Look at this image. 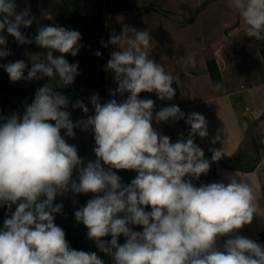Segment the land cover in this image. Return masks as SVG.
<instances>
[{"label": "clouds", "instance_id": "1", "mask_svg": "<svg viewBox=\"0 0 264 264\" xmlns=\"http://www.w3.org/2000/svg\"><path fill=\"white\" fill-rule=\"evenodd\" d=\"M17 7L16 0H0V58L11 54L5 30L20 45L33 43L21 29L29 28L34 17ZM230 7L241 16L246 35L264 41V0H230ZM43 16L53 19L48 11ZM81 39L76 30L41 26L34 42L45 51L29 54L27 75L23 60L0 65L12 82L58 77L55 85L36 89L22 117L0 116V207L7 209L0 228V264H105L96 252L71 248L65 231L54 223L64 207L54 201L69 192L93 194L74 217L113 264H264V244L233 235L260 213L253 187L233 174L227 175V183H193L224 156L221 149H209L210 161L195 143V136L209 135L205 116L192 112L185 119L174 104L154 115L155 102L139 98L143 92H155L160 100L175 96L172 76L149 58L148 31L125 26L110 35L114 50L105 71L113 73L118 85L111 95H129L101 103L93 94L94 115H87L89 108L77 99L72 109H81L87 118L73 122L70 101L56 88L70 86L79 75L78 62L70 64L65 55L75 57ZM187 66H194L192 58ZM181 119L190 130L187 139L181 134L175 143L153 127V120ZM77 128L92 131L94 161L85 162L67 142L65 137L74 138ZM219 139L217 134L212 143ZM113 169L137 175L124 184ZM74 171L78 181L72 178ZM225 236L229 238L221 249L217 241Z\"/></svg>", "mask_w": 264, "mask_h": 264}, {"label": "crops", "instance_id": "2", "mask_svg": "<svg viewBox=\"0 0 264 264\" xmlns=\"http://www.w3.org/2000/svg\"><path fill=\"white\" fill-rule=\"evenodd\" d=\"M205 1L198 0L195 4L199 6ZM160 2H152L159 8V16L153 20L154 23H145V27L136 29L149 32L152 38L149 58L163 65L165 72L172 76L173 83H176L173 86L175 96L171 100H160L155 92H143L139 98L155 102L154 115L161 107L173 104L186 114L185 119L192 112L204 115L209 135L205 138L197 135L194 138L204 154L213 148L221 149L227 155L235 154L240 148L246 147L250 127H258L261 159L256 168L251 171L226 168L213 180L227 183V175L233 174L253 187L260 213L254 215L251 224L233 234L250 238L264 231V41L246 35L244 22L239 13L230 7V0L207 3L192 20L190 17L188 20L187 14L180 7L177 8V4L167 9ZM143 6L146 4L131 5L132 8ZM115 24L114 19L109 23L112 34ZM107 47L110 59L114 46L108 41ZM189 58L194 60V66L186 67ZM210 59H215L220 70L219 80H214L210 74ZM107 85L108 101L115 98L120 102L129 95H111L118 85L109 71ZM185 119L159 124L153 120V127L175 143L181 134L184 139L188 137L190 126L185 123ZM217 134L219 141L212 143ZM228 238H219L218 247L222 249Z\"/></svg>", "mask_w": 264, "mask_h": 264}, {"label": "rangeland", "instance_id": "3", "mask_svg": "<svg viewBox=\"0 0 264 264\" xmlns=\"http://www.w3.org/2000/svg\"><path fill=\"white\" fill-rule=\"evenodd\" d=\"M106 1L107 0H82L84 5L93 7L102 4L104 7L105 12L103 21L96 29L92 30L91 28H82L77 23L73 22L68 11V8L70 9L73 7V0H16L18 5L16 9L17 12L27 9L31 16L34 17L33 23L29 28L21 29V31L24 32L29 39L33 40V43L20 45L5 30L2 35H4L7 39V48L10 50L11 54L6 58H0V65L23 60L28 65V68L25 70V75H27V71L31 67L29 54H37L45 51V49L38 47L34 42V37L37 34L39 27L55 25L70 30H76L81 34L82 39L79 41V43L83 46L80 48L78 54L75 57L71 56L70 54H66L65 58L70 64L78 62L79 75L76 77L73 84L64 88H70L77 84L89 94V97H91L94 92L98 90L99 86H101V74L103 70L105 71V66L109 60L107 46L110 35H112V29L109 27V23L113 19L116 21V24L113 28L115 29L114 34L118 35L125 26H131L135 29L137 27H145V23H154L153 20L159 16L157 15L159 14L158 11H155L154 13H148L149 11H146L142 8L131 7V5H137L140 3L148 5L156 0H110L108 3H106ZM160 1V5L166 7L167 9H171V6L177 4L176 7H180L179 9L187 14L188 20L189 17L191 18L196 16L200 11L198 10V4H195L198 0ZM45 11H48L52 14V20H46L44 18L43 13ZM165 12H169V10ZM101 41H103V43H101ZM97 51L101 53L99 57L95 55ZM54 55H60V53L54 52ZM57 80L58 77H54L52 80L44 77L39 80H21L12 82L7 72L2 67H0V104H3L10 99H22L34 93L36 89L45 84L52 83L55 85ZM69 111L71 113V117L84 114L83 112H78L79 114H77V110L75 109H69ZM3 122V120H0V124ZM259 137L260 131L258 130V127L253 126L251 135L248 137L245 147L248 150L249 156L251 158H255L257 154L256 149ZM86 141L87 143H90L88 139ZM92 142L93 143L91 144L95 143L94 141ZM91 144L87 145L88 148H90ZM82 158L85 159V162L88 160L94 161L96 159L94 151H92L91 157ZM113 171L117 172V174L122 178V183L124 184L130 183V181L136 176V172L131 170L113 169ZM72 178L78 181V174L75 171ZM91 198H93L92 193L76 195L69 192L64 196H58L54 201V204L62 203L64 205L62 212L55 214L54 223L65 231L66 240L69 242L71 248L75 245L77 239L83 237L88 239L87 228L82 223H73L74 215L72 212H75L79 207L85 205L86 202ZM15 207L16 206L13 205V211L15 210ZM6 212V208L0 207V228H3V220L5 218ZM70 218L72 219L70 220ZM103 239L110 240L111 237L109 236Z\"/></svg>", "mask_w": 264, "mask_h": 264}, {"label": "trees", "instance_id": "4", "mask_svg": "<svg viewBox=\"0 0 264 264\" xmlns=\"http://www.w3.org/2000/svg\"><path fill=\"white\" fill-rule=\"evenodd\" d=\"M213 0H206L204 3L200 4L198 6V10H201L205 5ZM73 7L68 8L69 14L72 17L73 22L77 23L82 28H91L92 30L96 29L99 24L103 21L104 18V7L102 4H99L97 6H89L84 5L82 3V0H73ZM142 9L146 11H158L159 8L156 4L151 3L146 6H143ZM194 17H191L190 20H192ZM262 53L264 55V48L262 49ZM208 68L210 71V74L214 80H219L221 78L220 70L216 64L215 59L208 60ZM102 81L101 86H99L98 90L94 92V94H98L100 97L101 103L108 102V85H107V71H102ZM176 83L172 84V87L175 86ZM59 92H62L64 95H66L70 101L69 109H72L71 104L74 103L77 99L82 100L86 106L89 108V113L87 115H94V107L89 102V94L82 88H80L77 84L73 85L70 88H57L56 89ZM176 92H178V89H176ZM35 92L22 98V99H10L4 102L3 104H0V114L2 117H8L12 115L13 113L18 114L19 116H23L25 105L30 104L34 99ZM78 112H83L81 109H75ZM86 114H79V116L71 117L73 122H76L81 119H86ZM50 123H54L50 121ZM252 127L248 130V135H251ZM76 132L75 137H65L67 142L69 144H73L78 149V154L81 157H91V153L95 147V143L93 139V133L91 130L83 131L79 128L74 130ZM64 134V130H61V135ZM90 141V143H87V140ZM90 145V148H88L87 145ZM256 156L255 158H251L249 156L248 150L244 148H240L235 154L227 155L224 153V156L216 162H211L210 164V170L207 174L202 175L199 180H194L193 183H195L197 186H199L201 183H212L213 180L220 176L224 169L226 168H236L244 171H251L256 168L258 163L260 162L261 155L259 151V143L257 142V149H256ZM212 152H208L205 154V158L209 159L211 161ZM137 175V173H136ZM150 211L149 209H146ZM74 215V212H72ZM72 218H70L71 220ZM74 222L77 223L74 217ZM81 226V224H80ZM136 231H142V228L139 226H133ZM251 239L264 244V231L260 232L259 234L250 237ZM118 242L120 244H123L125 242V238L123 236H120L118 238ZM76 250H83L86 252H96L97 255L105 261V264H113L112 258L110 256H107L105 253L100 252L99 249L96 247L95 243H93L91 240L86 238H79L75 242V245L72 247Z\"/></svg>", "mask_w": 264, "mask_h": 264}]
</instances>
